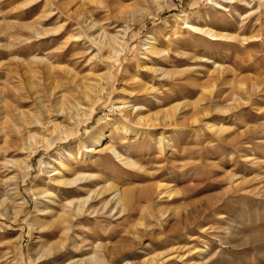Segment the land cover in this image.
Wrapping results in <instances>:
<instances>
[{
  "label": "rangeland",
  "instance_id": "1",
  "mask_svg": "<svg viewBox=\"0 0 264 264\" xmlns=\"http://www.w3.org/2000/svg\"><path fill=\"white\" fill-rule=\"evenodd\" d=\"M93 257L264 264V0H0V264Z\"/></svg>",
  "mask_w": 264,
  "mask_h": 264
},
{
  "label": "bare ground",
  "instance_id": "2",
  "mask_svg": "<svg viewBox=\"0 0 264 264\" xmlns=\"http://www.w3.org/2000/svg\"><path fill=\"white\" fill-rule=\"evenodd\" d=\"M72 1H74V0H72ZM84 0H82V2H83ZM153 1H155V2H157V1H160V0H153ZM228 1H234V0H228ZM162 2V1H161ZM122 3H123V1H121L120 3H118V4H116V10H117V12L118 13H121V14H123V15H128V14H130V15H132L131 14V11H132V9L134 8L132 5H126V6H123L122 5ZM135 4H137V3H135ZM161 8V7H160ZM131 10V11H130ZM87 13H86V11H85V9H84V7H83V4L81 3V6L78 8V10H77V16H78V18H80V19H82V20H86L87 19V15H86ZM89 21V20H88ZM87 21V22H88ZM84 22V21H83ZM85 23V22H84ZM89 27H90V29H94L95 27H97L95 24H93V23H89V25H88ZM187 28H189V27H187ZM209 35H211V33H208ZM102 34H100L99 36H98V38H97V40H99V43L103 46L105 43H104V40H103V38H102ZM212 37H214V36H212ZM215 41V40H214ZM153 41H151V37H148L147 39H146V46H147V48H146V51L147 52H149L153 57H155V56H159L160 57V55H161V51H159V49H158V46L156 47V45L154 46V44L155 43H152ZM106 45V44H105ZM161 50V49H160ZM152 71V70H151ZM53 93V92H52ZM124 110H128V108H125V106H124V108H123ZM137 109H135V108H133L130 112H127V114H126V119H128V121H131V122H133L134 123V125L135 126H146V127H152V126H154L153 124H149L150 122V120H148V117H143L142 115H135L134 113H135V111H136ZM60 111H62V112H65V110L63 109V107L61 108V110ZM134 114V115H133ZM169 118H170V116H168ZM147 120V121H146ZM50 124V123H49ZM60 127L61 126H56V125H53V131L54 132H58L59 131V129H60ZM213 127V126H212ZM128 131V130H127ZM35 138H36V136L35 135H32V136H30L29 137V139L31 140V141H33V140H35ZM106 134L104 133V131L102 130L101 132H100V134H98V136L93 140V145H91V147H87V150H88V152H91L92 151V148H94V147H96V146H100V145H102L103 143H105L107 140H106ZM116 155H118V154H116ZM70 156V158H73V156L72 155H69ZM118 157H120V156H118ZM55 171V173H54V176H57V175H59V172H57L56 170H54ZM54 181L57 183V184H59L60 183V181H58L57 179H54ZM108 188H110V190H112L113 191V195L114 194H116L115 196H114V198H113V200L112 201H115V203H116V205L117 206H120L121 208L120 209H122V211L123 210H125V208H126V204H128L129 203V201H130V194L128 193V192H120L119 193V190L117 189V188H115V187H112V186H109ZM107 188V189H108ZM162 188V186H160L159 187V189H161ZM163 191V190H162ZM43 194H46L47 196H48V193H46V192H44V193H41V195H43ZM132 198V197H131ZM3 204L5 203V201H3L2 202ZM50 203H52V201L51 200H49L48 201V204H50ZM85 205V204H84ZM130 207V206H129ZM37 209H38V207H37ZM49 208H47V209H45V210H48ZM45 210H43V211H45ZM126 211V210H125ZM51 212V216L53 217V218H55V220L53 221V222H50L49 224H48V227L49 228H53V231H52V235H58V233L61 231H63V230H65V227L67 226V225H69L70 223H71V216L70 215H67L68 213H64V214H57L56 212H54V211H50ZM81 213V207H79L77 210H75L74 212H73V214H74V216L75 217H77V215H79ZM66 232H67V230H66ZM95 257V256H94ZM90 258L89 260H90V262H89V264H101V262L98 260V259H96V258Z\"/></svg>",
  "mask_w": 264,
  "mask_h": 264
}]
</instances>
